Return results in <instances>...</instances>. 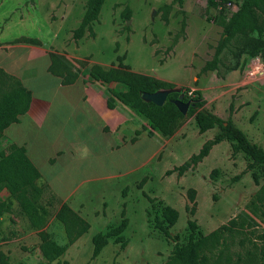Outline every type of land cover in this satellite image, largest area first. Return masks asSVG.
Instances as JSON below:
<instances>
[{"label": "rangeland", "instance_id": "374dc122", "mask_svg": "<svg viewBox=\"0 0 264 264\" xmlns=\"http://www.w3.org/2000/svg\"><path fill=\"white\" fill-rule=\"evenodd\" d=\"M229 1L237 6L238 11L249 0ZM0 5L54 3L53 0H0ZM184 5H190V15L182 9ZM209 5V0H105L100 18L93 24V40L81 44L82 51L89 52L98 59L112 61L114 65L117 64V56L125 55L123 63L131 68L145 73L157 71L167 76L183 78L184 70L178 68V60H174L170 52L176 44V47H179V42L186 35L185 28L189 24L196 32L205 34V43L212 56L210 74L221 78V65L226 55L222 24L231 19L233 14L227 16L216 12L214 7ZM39 12L42 13V10ZM125 16L129 19L126 20ZM255 16L257 24L264 29V15L256 11ZM255 32L246 34V37H233L229 40V45L239 46L237 55L241 54L243 66L249 61L247 74L255 65L251 61L252 58L264 61V32L258 37V41L262 43L259 52L246 54L250 46L254 48L253 41L258 36ZM156 44L157 46H154ZM183 47H189V42H184ZM71 75L73 73L69 77ZM262 76H255V79L250 80L252 83L261 84L264 75ZM173 87L172 85L166 90L170 91ZM195 93L201 97V92L188 87L178 88L175 92L177 98L181 97L182 101L194 99ZM201 100L203 110L215 115L225 124H233L232 110L235 107L232 106L228 110L220 98L216 103L207 102L202 98ZM243 116L244 123L239 125V128L264 152L263 99L247 107ZM220 134L221 129L218 126L200 133L194 119L190 117L180 124L173 135L164 137L166 141L172 139L148 162L145 169L132 172L128 178H115L110 181L114 186L106 187L108 192H105L102 200H98L103 195L99 190L106 186L105 181L92 185L96 191L93 194L94 202L90 204L88 215L84 218L90 226L89 230L68 246L51 264H164L176 243L187 242L188 221H194L197 230L203 235L232 219L242 223L236 233L227 236V248L232 253L243 254L252 250L253 245L264 246V207L259 208L258 205L254 213H251L250 207V204L256 202V196L264 183V174L259 166L253 164L242 152L234 151L230 141L223 139L212 146L208 155L193 168L167 174L187 162L192 155L198 154L206 142L212 141ZM9 146L7 142L0 144V152H7ZM146 149H143L142 145L140 147V144L132 147L129 163L125 162L120 166H139L152 151L149 144ZM93 163L94 161H91L89 169H86V166L80 168L77 163L67 164L66 177L63 176L60 182L56 183L57 194L65 195L92 175L117 172V166L95 168ZM61 169L57 163L53 173H60ZM50 172L44 171L43 174ZM39 187L42 188L39 205L48 211L43 231L52 241L63 246L66 244L65 232L62 225L55 220L61 201L49 192L47 187ZM3 191L4 189L0 190V202L8 199L4 197ZM190 196H193V200ZM86 206V202L82 203L81 208ZM165 206L178 212L175 225L168 228L169 238H165L154 227V218L160 216ZM122 217L128 221L123 233L127 241L126 246L121 248L110 240L93 259L92 237L119 225ZM39 232L29 227L17 204L12 202L9 212L0 217V264H46L39 249Z\"/></svg>", "mask_w": 264, "mask_h": 264}, {"label": "crops", "instance_id": "0c3cea01", "mask_svg": "<svg viewBox=\"0 0 264 264\" xmlns=\"http://www.w3.org/2000/svg\"><path fill=\"white\" fill-rule=\"evenodd\" d=\"M87 1L53 0L54 5H0V69L18 80L31 94L27 112L19 116V123L10 125L3 132L0 144L7 142L8 145L24 146L28 159L40 172L39 186L47 187L61 201L60 205L67 204L82 218H86L90 204L94 202L96 191L92 185L105 181L106 186L99 190L103 195L98 200H102L110 181L128 178L132 172L145 169L172 139L166 141L159 131H153L149 137L146 131L148 120L118 101L108 108L109 90L123 91L122 86L104 85L90 79L88 71L91 66L110 68L114 64L82 51L81 44L91 39L88 33L76 42L73 39V31L80 25ZM182 9L191 14L190 5H184ZM185 32L179 47L176 44L170 52V56L178 60V68L184 70L183 78L157 71L145 73L127 66L136 73L173 85L170 93L188 87L201 92V98L207 102L216 103L219 98L223 99V106L228 110L235 107L232 110L233 124L240 129L239 125L244 123L243 111L247 107L259 99H263L264 107V78L261 84L252 83L246 72L249 61L243 66L240 57L237 62L232 55L235 49L232 45L225 49L220 71L223 76L217 78L209 70L205 72V65L212 59L205 43L206 36L196 32L194 27L190 28L189 24ZM184 42H189V47H183ZM51 54L74 61L75 67L65 70L57 66L59 74H52ZM122 56L125 59V55ZM71 73L77 77L67 84L64 79L70 78ZM138 144L143 149L149 144L152 149L150 155L137 167H121L120 164L129 163L131 148ZM91 161H94L95 168L117 166V172L92 175L65 195H58L55 186L63 176L66 177L67 164L77 163L80 168L86 166L89 169ZM57 163L62 167L61 172L53 173ZM44 171L51 172L44 175ZM2 193L5 198L9 196L6 190ZM85 202L88 206L82 209Z\"/></svg>", "mask_w": 264, "mask_h": 264}, {"label": "trees", "instance_id": "16d2710c", "mask_svg": "<svg viewBox=\"0 0 264 264\" xmlns=\"http://www.w3.org/2000/svg\"><path fill=\"white\" fill-rule=\"evenodd\" d=\"M229 0H222L227 2ZM105 0H88L85 14L77 29L73 31L74 41L83 38L86 33L93 37L92 25L98 21V16ZM209 7L216 9L215 0H209ZM259 11L264 15V0H249L234 13L231 19L223 23L225 39L224 48H228L233 37H246L248 33L258 34L253 41L254 48L249 47L246 54L259 52L261 41H258L264 29L257 24L255 12ZM223 13V12H222ZM128 20L129 17L125 16ZM35 43V40H29ZM236 45V44H235ZM233 46V45H232ZM232 55L238 60L241 57L237 55V47L233 46ZM223 48V49H224ZM243 56V55H242ZM254 56V55H253ZM50 72L59 74V69H69L75 67L74 61H69L65 57L51 54ZM117 64L110 68H103L93 65L89 68L88 75L94 82L104 85H120L123 91L110 89V95L107 98L108 108L118 101L123 105L135 110L149 122L146 129L147 135L152 136L153 131H159L165 138L170 137L178 129L180 124L192 117L200 133H204L215 127H220L221 134L212 141L206 142L198 154L192 155L187 162L180 167L167 172L171 174L174 171L178 173L188 168H193L205 158L212 146L221 140H227L232 143L234 151L242 152L253 164L259 166L264 174V152L253 143L248 137L231 123H224L218 117L202 109V100L195 93V98L189 102L194 103L189 108L187 114L182 115L176 106L170 100L177 99L175 93H170L162 106H156L153 103L142 100L144 93H156L160 90H166L172 85L161 82L153 77L136 73L123 63L124 56H117ZM211 62L207 63L204 71L210 70ZM77 74L64 79L67 84L72 83ZM31 100V94L21 83L6 75L0 69V140L3 132L12 124L19 123V116L27 112ZM187 102V101H184ZM136 134H139L137 132ZM40 172L28 159L24 146L11 144L7 152H0V190H6L9 194L6 201L0 202V217L9 212L12 202H15L19 212L25 216L32 230L40 231V252L46 264H51L59 258L66 248L75 243L81 236L87 233L90 226L88 222L74 212L67 204H62L55 214V220L62 225L66 244L61 246L52 241L48 234L43 231L46 224L48 211L45 207L39 205V199L42 194V188L38 186ZM193 200V196H190ZM256 202L250 204L251 213L260 207H264V183L261 186L259 194L256 196ZM178 218V212L168 206H165L160 216L154 218V227L160 231L165 238H169L168 228L175 225ZM127 218L122 217L119 225L110 227L106 232L96 233L92 239L91 257L96 258L108 242L112 240L124 248L127 241L123 235L127 228ZM189 234L185 244L176 243L171 255L164 264H264V246L253 245L252 250L241 253H232L227 248V236H232L238 231L242 223L232 219L227 224L220 226L207 235L201 234L197 230L194 221H188Z\"/></svg>", "mask_w": 264, "mask_h": 264}, {"label": "water", "instance_id": "95a60500", "mask_svg": "<svg viewBox=\"0 0 264 264\" xmlns=\"http://www.w3.org/2000/svg\"><path fill=\"white\" fill-rule=\"evenodd\" d=\"M170 92L171 90L170 91L160 90L156 93H151V94L144 93L142 94L141 98L142 100L153 103L156 106H162L167 100V96L170 94ZM170 102L173 103L178 109V111L184 116L187 114L189 108L194 105V103H191L189 101L187 102L182 101L181 97L174 100H170Z\"/></svg>", "mask_w": 264, "mask_h": 264}, {"label": "built area", "instance_id": "2783aa9c", "mask_svg": "<svg viewBox=\"0 0 264 264\" xmlns=\"http://www.w3.org/2000/svg\"><path fill=\"white\" fill-rule=\"evenodd\" d=\"M216 2V12H223L227 16L234 14L237 11V6L234 5L232 2H222V0H215ZM252 62L255 65L250 68V73L247 74L250 78H256L255 76H262L264 74V61H261L259 58H252Z\"/></svg>", "mask_w": 264, "mask_h": 264}]
</instances>
